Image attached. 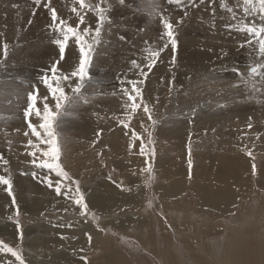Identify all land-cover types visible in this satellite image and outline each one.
<instances>
[{"label": "rangeland", "instance_id": "obj_1", "mask_svg": "<svg viewBox=\"0 0 264 264\" xmlns=\"http://www.w3.org/2000/svg\"><path fill=\"white\" fill-rule=\"evenodd\" d=\"M135 2L142 4L107 0L112 24L105 25L95 46L92 80L77 95L65 88L70 102L57 115L56 131L59 162L69 181L31 163L29 153L35 149L28 141L40 149L47 145L28 128V119L37 126L40 121L24 116L27 93L35 89L41 110L40 98L48 96L49 105L55 103L40 81L58 59L51 13L33 0H0V45L9 44V56L0 65V116L5 117L0 120V154L8 161H0V175L12 182V195L0 184V241L21 254L30 251L26 256H42L40 261L48 264H64L78 256L99 264H264V80L256 77L254 88L248 74L264 58L258 45L244 44L245 33L226 27L252 17L245 18L237 7L242 0H223L236 11V20L221 7L222 0L215 5L185 0L184 6L155 0L174 25L177 46L173 49L169 43L151 70L144 68L145 78L132 61L143 67L149 51L168 41L149 0ZM52 6L73 26L78 22L71 12L73 0H52ZM95 20L88 12L86 22L95 27ZM66 55L74 62L62 61L63 71L78 62V49L71 41ZM117 65H129L131 75ZM133 80L155 124L142 107L126 120L129 110L122 89H130ZM82 124L100 129L99 135L81 138L74 130ZM185 131L195 137L182 139ZM239 158L247 160L250 171L236 188L234 177L218 176L213 164ZM40 159L46 158L37 151L38 163ZM149 167L150 172L145 171ZM74 181H79L88 204L87 216L80 214L73 199L55 191L59 186L64 193L69 184L74 191ZM202 186L219 192L233 187L235 192L226 204L209 205L198 193ZM78 234L83 236L79 250L69 249L75 245L72 236ZM23 259L25 264L35 263ZM0 261L19 264L7 252H0Z\"/></svg>", "mask_w": 264, "mask_h": 264}, {"label": "snow or ice", "instance_id": "obj_2", "mask_svg": "<svg viewBox=\"0 0 264 264\" xmlns=\"http://www.w3.org/2000/svg\"><path fill=\"white\" fill-rule=\"evenodd\" d=\"M34 4L39 6L42 3L51 13V25L50 28L53 32L52 43L57 46L58 49V59H56L50 66L47 72H45L41 77L40 81L43 83L49 93L51 94L53 100L55 101L53 106H50L48 103V96H44L40 99L44 101L42 110L37 106L38 104V89H35L27 93L28 104L24 109L25 118L35 116L39 121V125H35L31 122V119H28V128L31 130V134L37 138L40 144H46L47 148L40 149L39 144L34 143L31 139L28 141V144L35 150L31 151L29 154L33 157L31 163L40 168L48 169L49 171H55L57 176L64 177L71 181V177L68 172L64 170L60 161V146H59V137L56 131V118L60 113V110L70 102V97L66 93L65 88L71 90L73 95L80 94L82 89L85 87L86 82L92 80L91 73L89 71L92 58L95 53V46L98 45L101 37V33L105 28V25L111 26L112 18L108 15L111 11L112 5L107 3V0H97L96 3H92L91 0H73V7L71 12L76 15L78 22L73 26L67 20L61 18L57 14V10L52 6V0H33ZM120 5L125 3V0H117ZM153 6V11L161 17L163 27L165 29L164 36H166L168 43H164L162 48L151 49L149 51L146 63L143 67L138 64L135 60L132 61V64L135 68L139 69L140 75L142 77H147L148 73L144 71V68H148L150 71L151 68L156 64L158 58L161 55V52L164 49L169 47V43L173 49L177 46L176 33L174 25L170 20L163 16V13L159 11V5L155 3V0H149ZM191 4L197 5L204 4L205 0H190ZM169 4H175L177 6H184L185 0H168ZM208 3L215 5L216 0H208ZM78 5V7L76 6ZM106 5V6H105ZM221 7L227 12L232 14V19H237V13L233 7H230L226 2H221ZM242 9L244 17H252L251 20L246 22L245 19H240L235 24H228L226 27L229 30L235 29L236 31L243 32L246 34L247 39L244 44L248 46L258 45V52L261 57L264 58V0H242V4L237 5ZM88 12H92L95 15V27L86 22V16ZM215 13V8L213 7V14ZM256 17H259V22H257ZM179 22H182L179 21ZM178 22V23H179ZM81 25H84L81 28ZM124 39V37H121ZM72 42L78 49V62L77 64L68 71H63L60 68L61 62L66 59V51L69 48V42ZM241 44V47L244 46ZM9 56V44L4 42L0 45V65L7 60ZM172 63H175V57L172 58ZM237 74L243 77V73L239 72V69H234ZM249 78L252 86L256 87V77L264 80V62L251 66L249 69ZM131 88H124L122 92L127 96V101L124 104V107L129 110V114L126 116V120L132 119V114L136 110L143 108V112L147 114L148 119L152 121L153 124L156 121L152 118V111L150 110L147 103L143 100L142 89L138 86V82L133 80L129 81ZM143 84V80L139 81V85ZM5 119V117L0 116V120ZM125 127L127 123L125 120L120 121ZM248 128H252V124H248ZM18 131V130H17ZM25 136H28L29 133L25 132ZM99 135V133H98ZM135 137V133H133ZM259 138V137H257ZM11 143V142H9ZM37 151L41 153V156L46 159H40L39 163L37 162ZM191 149L189 148V156ZM141 153L143 154V147L141 148ZM248 156H252V152H247ZM0 161L4 164H7L8 161L4 159L3 154H0ZM191 158H189V168H191ZM253 174L256 172L255 163L252 164ZM145 171L150 172L149 169ZM35 176V173H32ZM75 188L73 191L72 185H65L67 191L64 193L61 192V187L56 186L55 191L57 194H64L70 199H73L76 205H79L81 208V215H88V204L85 202L84 194L80 191L79 181H74ZM0 184L7 186V191L9 195H12V182L11 179L0 175ZM49 186H52L49 184ZM13 204H15V197L12 199ZM17 216L19 215V209L16 211ZM94 219L98 221V217L95 216V213H92ZM19 225V221L17 220ZM71 225H69L70 227ZM99 227V224H97ZM104 229H100L103 231ZM22 232L20 237L22 239ZM92 237L89 234L88 240L91 241ZM82 251V250H81ZM0 252L11 253L16 260L19 261V264H25L22 257L21 251L9 246L8 244L0 241ZM0 264H11L10 261H0Z\"/></svg>", "mask_w": 264, "mask_h": 264}, {"label": "bare ground", "instance_id": "obj_3", "mask_svg": "<svg viewBox=\"0 0 264 264\" xmlns=\"http://www.w3.org/2000/svg\"><path fill=\"white\" fill-rule=\"evenodd\" d=\"M129 1V4H133V6H136V5H140L142 4L140 2V4L138 2H135L137 0H128ZM63 62H74L73 60H71L69 58V56L66 55V59L63 61ZM109 62H106L105 64H107ZM129 65H126V66H123V70L124 72H126L127 70V76L128 75H131V72L130 70L128 71L129 69ZM120 70V69H118ZM9 99V98H8ZM109 103V102H108ZM8 104V103H7ZM13 130V129H12ZM14 131V130H13ZM100 129L96 128V127H91V126H88L87 124H82V129H76L74 130V132H76L77 134L81 135L80 137L81 138H90V137H95L97 136V132H99ZM95 134V135H94ZM119 134V132H118ZM117 134V135H118ZM166 132H161V136L165 135ZM10 135V134H9ZM189 135L194 138L195 135L192 134L191 132L189 131H185L181 134V138L182 139H187L189 138ZM120 137H122V135H119ZM117 136V137H119ZM141 140V138H140ZM134 159H137L134 157ZM132 158L127 160V164L128 163H131L132 161ZM131 161V162H130ZM173 164V163H172ZM263 165H264V162H263ZM128 166V165H126ZM213 168H215V170H219V174L218 176H221V177H225V176H233L234 177V180H235V185L237 186L236 188H238L240 186V184H242V179H243V176L246 174L247 171H250V168H249V164L247 162V160L245 159H242V158H239V159H236L234 160L233 162H229L228 160L224 159V162L221 163V162H218L217 164H213ZM264 168V167H263ZM262 168V169H263ZM222 169L224 170V172H222ZM247 176V175H245ZM227 179V177H226ZM246 183V182H245ZM174 190V189H173ZM238 190V189H237ZM220 190H216V189H205L203 186H202V190L199 189L198 190V193L201 194V197L206 199L207 200V203L209 205H218V204H226L228 202L229 199H231V196L232 194L235 192L234 188L233 187H226L223 192H219ZM239 191V190H238ZM237 192V191H236ZM20 194V193H19ZM239 194V192H238ZM237 194V195H238ZM125 197V196H123ZM219 200H222V201H219ZM51 205V204H50ZM1 209V208H0ZM1 212V211H0ZM12 242V241H11ZM26 246V245H25ZM26 253L28 254H31L28 250H25ZM34 257V256H33ZM28 261V260H27ZM32 262V261H31ZM30 263V262H29ZM36 263V262H35ZM31 264V263H30ZM32 264H34L32 262Z\"/></svg>", "mask_w": 264, "mask_h": 264}, {"label": "crops", "instance_id": "obj_4", "mask_svg": "<svg viewBox=\"0 0 264 264\" xmlns=\"http://www.w3.org/2000/svg\"><path fill=\"white\" fill-rule=\"evenodd\" d=\"M83 142H85L84 140H83ZM70 158H72L71 156H70ZM76 216H79L78 214L76 215ZM73 220H75V221H78L79 219H73ZM84 220V219H83ZM87 223H89V225H87V226H91V224H92V222H90V221H88V220H85ZM92 227V226H91ZM82 234V233H81ZM81 234H78V235H74V236H72L74 239H75V241H74V243H75V245L74 246H72V247H70L69 249H71V250H79V248H78V244L79 243H81L82 242V240H83V236L81 235ZM30 252V251H29ZM26 254V252L24 251L23 253H22V257H26L27 259H31L32 261H34V262H36V263H34V264H48L47 262H41L40 260L41 259H44L42 256H39V255H36V254H32L31 256H26L25 255ZM34 256V257H33ZM64 264H99L98 263V261L97 262H94V260H89V259H86V260H84V258H83V256H78V257H76V258H69V259H67L65 262H64Z\"/></svg>", "mask_w": 264, "mask_h": 264}, {"label": "trees", "instance_id": "obj_5", "mask_svg": "<svg viewBox=\"0 0 264 264\" xmlns=\"http://www.w3.org/2000/svg\"><path fill=\"white\" fill-rule=\"evenodd\" d=\"M111 63H108V66H111ZM117 69L123 70V65H117L116 66Z\"/></svg>", "mask_w": 264, "mask_h": 264}]
</instances>
